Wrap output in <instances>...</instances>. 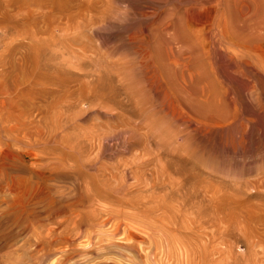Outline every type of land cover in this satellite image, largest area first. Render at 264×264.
I'll use <instances>...</instances> for the list:
<instances>
[{
    "label": "rangeland",
    "instance_id": "374dc122",
    "mask_svg": "<svg viewBox=\"0 0 264 264\" xmlns=\"http://www.w3.org/2000/svg\"><path fill=\"white\" fill-rule=\"evenodd\" d=\"M173 3L0 0V264H264V121L143 93Z\"/></svg>",
    "mask_w": 264,
    "mask_h": 264
},
{
    "label": "bare ground",
    "instance_id": "6f19581e",
    "mask_svg": "<svg viewBox=\"0 0 264 264\" xmlns=\"http://www.w3.org/2000/svg\"><path fill=\"white\" fill-rule=\"evenodd\" d=\"M173 1L157 39L146 46L134 42L141 56L136 70L148 86L141 93H155L175 121H227L239 114L235 96H229L235 83L244 120L264 121V0ZM185 76L197 81L193 93L183 94ZM201 89L206 92L197 95ZM222 89L227 102L219 99ZM227 103L228 110L222 106Z\"/></svg>",
    "mask_w": 264,
    "mask_h": 264
}]
</instances>
